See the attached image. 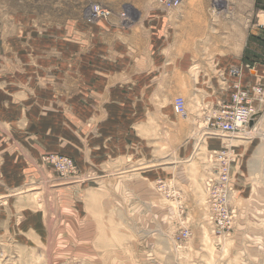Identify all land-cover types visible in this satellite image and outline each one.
<instances>
[{"label":"crops","instance_id":"1","mask_svg":"<svg viewBox=\"0 0 264 264\" xmlns=\"http://www.w3.org/2000/svg\"><path fill=\"white\" fill-rule=\"evenodd\" d=\"M129 7L128 19L75 21L53 37L26 15L0 24V199L43 175L49 152L106 176L161 144L175 150L174 111L162 118L156 109L162 88L170 98L200 88L203 103L223 96L217 107L233 91L231 68L244 67V88L264 83V0Z\"/></svg>","mask_w":264,"mask_h":264},{"label":"rangeland","instance_id":"2","mask_svg":"<svg viewBox=\"0 0 264 264\" xmlns=\"http://www.w3.org/2000/svg\"><path fill=\"white\" fill-rule=\"evenodd\" d=\"M139 1L157 2L0 0V24L26 15L53 37L75 21H97L87 16L93 5L121 15ZM203 92L182 88L170 98L168 88L161 89L156 109L162 118L174 111L175 150L161 144L106 176L82 172L75 160L77 171L63 175L49 159L69 154L41 156L44 174L15 184L19 191L0 199V264H264V108L248 132L229 137L205 123L223 96L203 103ZM177 97L186 101V117L174 110ZM229 149L236 220L218 236L207 221L205 182L216 154ZM173 188L182 195L181 210L169 193Z\"/></svg>","mask_w":264,"mask_h":264},{"label":"built area","instance_id":"3","mask_svg":"<svg viewBox=\"0 0 264 264\" xmlns=\"http://www.w3.org/2000/svg\"><path fill=\"white\" fill-rule=\"evenodd\" d=\"M165 9L178 8L182 0H156ZM112 11L101 5H93L89 11L88 19L93 21L100 18H109ZM124 19L130 16L129 10L121 14ZM264 31V22L259 26ZM247 68L254 69L247 64ZM243 68L236 66L230 69L237 80L233 84V91L229 99L222 101L213 113L205 114V123L208 129H218L221 134L229 137L238 136L248 132L247 128L259 114V106L264 104V83H257L250 87H242L239 78L242 76ZM258 103V104H257ZM260 104V105H259ZM175 112L183 117L188 115L186 101L183 97H177L174 102ZM51 159L57 169L63 174H73L77 166L73 158L67 155H51ZM234 160V152L229 150L220 151L213 161L212 171L206 177V189L208 192V222L213 233L218 236L225 235L235 224L236 213L230 205L231 196L234 193L231 167ZM170 195L176 200L178 208L183 209L182 195L177 189H170ZM188 237L189 230L184 232Z\"/></svg>","mask_w":264,"mask_h":264},{"label":"bare ground","instance_id":"4","mask_svg":"<svg viewBox=\"0 0 264 264\" xmlns=\"http://www.w3.org/2000/svg\"><path fill=\"white\" fill-rule=\"evenodd\" d=\"M264 22V21H263ZM261 29V28H260ZM262 30V29H261ZM242 67V66H241ZM244 68V67H243ZM242 74H243V71H242ZM231 76H233L232 74H230ZM234 77V76H233ZM237 80V79H236ZM239 80V82H240V78L238 79ZM241 85V84H240ZM242 86V85H241ZM253 86V85H252ZM250 87V86H249ZM175 110V109H174ZM186 110H187V107H186ZM214 111V110H213ZM213 111L211 112V113H213ZM187 112H188V110H187ZM211 113H209V114H211ZM256 117V116H255ZM255 120V119H254ZM254 122V121H253ZM238 138V137H237Z\"/></svg>","mask_w":264,"mask_h":264}]
</instances>
